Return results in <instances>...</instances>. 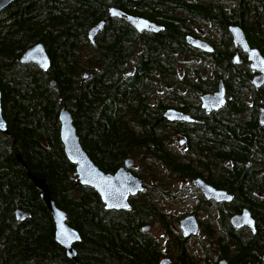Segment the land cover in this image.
<instances>
[{
    "label": "trees",
    "instance_id": "1",
    "mask_svg": "<svg viewBox=\"0 0 264 264\" xmlns=\"http://www.w3.org/2000/svg\"><path fill=\"white\" fill-rule=\"evenodd\" d=\"M111 7L162 28L140 33L111 17ZM101 21L105 25L92 42L89 31ZM198 23L220 28L219 40L204 36L214 45L211 53L194 49L187 39L199 37ZM230 25L243 28L250 45L264 53V0H13L0 12L7 124L6 131L0 129V264H159L165 255L156 237L143 230L153 221L169 224L148 196L131 197L128 209H107L96 189L78 182L61 140L64 107L83 148L107 173L128 157L147 167L163 163L178 176L197 175L196 164L186 158L217 160L218 185L234 195L235 209L249 208L257 223L254 234L230 230L231 261L264 264V86L254 88V71L234 44ZM38 43L50 57L47 70L21 61ZM186 57L199 63L182 65ZM220 80L227 102L207 115L198 94L216 89ZM170 107L196 111L195 122L170 123ZM170 126L179 134L187 135L188 128V135L195 133L193 156L183 159L171 151ZM35 179L47 182L51 198L79 232L76 260L56 240L53 214ZM18 209L27 218L18 219ZM176 242L183 262L196 263L186 245Z\"/></svg>",
    "mask_w": 264,
    "mask_h": 264
},
{
    "label": "water",
    "instance_id": "2",
    "mask_svg": "<svg viewBox=\"0 0 264 264\" xmlns=\"http://www.w3.org/2000/svg\"><path fill=\"white\" fill-rule=\"evenodd\" d=\"M13 0H0V12L11 4ZM110 16L115 18H124L126 22L134 26L137 30L160 31L161 26L150 21L149 19L134 15L117 7L109 9ZM105 21H101L89 31V37L92 42L98 32L103 29ZM229 31L232 35L234 44L241 48L247 54L251 62V68L260 73L253 78L256 86L264 83V54L257 48L252 47L247 39L246 33L239 25H230ZM190 45L198 50L211 53L214 51L213 45L203 39L193 36L187 37ZM236 63H239L240 57L236 55L234 58ZM21 61L24 63H35L40 68L47 70L50 67L51 60L42 43H38L29 48L22 56ZM88 77L85 73L84 78ZM54 84V82H52ZM203 107L208 110H219L226 104V89L224 81L220 80L219 90L214 94H205L202 96ZM166 118L175 122L178 120L193 121L191 116L178 111L175 108H169L165 112ZM61 121V140L67 157L71 162L76 164L75 175L78 177V182L89 185L96 189L100 194L102 201L105 203L107 209H128L130 207L129 198L135 195L138 191L144 189L145 179L134 175L129 168L134 164V159L127 158L125 164L119 168L115 173H107L103 171L88 155L83 148L76 127L74 125L73 117L67 108H63L60 112ZM261 122L264 123V108L261 110ZM0 129L6 131L7 124L2 112V94L0 91ZM35 183L39 189L43 191L42 197L49 206L56 225L55 238L63 245L70 258L76 260L77 253L74 244L80 241L81 236L79 232L67 223V213L59 208L50 196L47 182L42 179H35ZM209 196H213L218 200H230L232 196L226 191L213 190L210 188L207 191ZM16 216L20 220L27 218L28 213L21 209L16 211ZM236 227L248 225L255 231V221L248 211L242 215H236L232 219ZM181 228L187 236L195 235L198 232V222L195 216H188L181 221ZM149 227H144L148 230ZM160 264H178L169 258H163ZM219 264H229L228 261H221Z\"/></svg>",
    "mask_w": 264,
    "mask_h": 264
},
{
    "label": "flooded vegetation",
    "instance_id": "3",
    "mask_svg": "<svg viewBox=\"0 0 264 264\" xmlns=\"http://www.w3.org/2000/svg\"><path fill=\"white\" fill-rule=\"evenodd\" d=\"M134 15H140V14H134ZM140 16H143V15H140ZM143 17H145V16H143ZM145 18L156 23V21L151 19V18H148V17H145ZM119 19L125 20L124 18H119ZM156 24H158V23H156ZM137 31L140 33H142V32H154L155 33L156 32V31H150V30H143V31L137 30ZM193 37L206 40L213 45V43L210 40L204 39L205 37L201 33H199V37H197V36H193ZM213 47H214V45H213ZM236 55H239V57H240L239 53H237ZM249 66L251 67L250 61H249ZM252 70L254 71L253 78L256 77L260 73L259 71H256L254 69H252ZM252 82H253V80H252ZM219 84H220V81H219ZM219 84H218V87L216 89H214L210 92H206V93L201 92L198 94L197 100L200 102L201 109L204 110L207 115H209L211 112H217L218 110L205 109L203 107V103H202V96L205 94L216 93L219 90ZM253 86L255 89H258L260 87H263L264 83L260 86H256L253 82ZM225 89H226V87H225ZM226 93H227V91H226ZM245 98L248 102H251V100H252L251 92L245 93ZM227 99L228 98L226 96V102H227ZM170 108H175V107H170ZM263 108L264 107H261L260 112H259L260 121H261V110ZM167 109H169V108H167ZM175 109L191 116V118H193V121L178 120L175 122L170 121V123H172L174 125H178V124L184 123V122H190V123L195 122L194 115H197L196 111L185 112V111L178 109V108H175ZM174 128L175 127L170 126L171 132L172 131L175 132ZM189 132H190V130L188 128L187 135L179 134V133H177V134L181 136L180 144L181 143H182V145L185 144L187 146L188 150H191V147H189V145H190V142L195 139V133H193L194 135L189 134L190 135L189 136L188 135ZM171 137H173V136H171ZM171 137L168 139V142L172 139ZM168 142H167V144H168ZM191 154H193V153L191 152L190 155H186L185 157L191 156ZM182 157H184V156L182 155ZM186 159L187 160L185 162L189 161V163L191 162L194 165L196 164V166H193V167L195 168L197 175H194V174L188 175L187 171H184L183 174H180V176H179L180 177L179 178L180 184L178 185L179 190L181 191V193L186 194V198L188 199V200H186V202L187 201L190 202V203H188V202L186 203V205H187V211L186 212L187 213L182 218V220L188 216H195L197 219V222H198V232L195 235L187 236L181 228V221H182L181 220L180 221V229H181L180 234H177L175 236V240H174V242H175L174 254L166 253L165 255H163L160 258L159 264L163 258H169L178 264H188L186 261H185V263L183 262L184 260H182V259H184V257L182 256V254L179 253V250L177 249V247L179 245L176 241H179V243H184L186 245V248L188 249V252L193 254L191 252L190 248H188V247L193 240H199L200 239L202 232L206 233V236L208 238L207 241L209 242V245L206 246L205 242H203L202 239L200 240V242H198L200 255H199V258L195 257L196 263L194 262V264H219L221 261H224V260L228 261L229 264H236L233 261H231V257H233V255H234V249L232 248L233 247L232 242H230V237L232 235L230 230L233 228L234 230H237V231H250L252 234H254V233H256V230H257L256 219L253 216V213L251 212V210L247 207H243L241 209H235L236 205L234 203V195L231 192H229L227 189L220 187L218 185L220 164L218 163L217 160H214V159L209 160V159L205 158V159H202L203 163H197V162L195 163V161L194 162L190 161L189 158H186ZM136 162H140V163L144 164V162H141L138 159H134V164L129 168V170L134 175L145 179V182L143 184L144 189L138 191L135 195H131L130 198L131 197H139L140 198L141 196H148L151 202H153V203L155 202L157 204L158 208L161 211H163L164 213H166L164 211V209L162 208L159 199H157V197H155V195H153V192H155V193L160 192L162 194V196L175 197L176 194L174 193L173 181H169V180L164 181L163 187H160V186L158 187L153 183V185L156 186L157 188L151 189V187L148 186V184H147V179L144 176H142V174H140V171L136 168V166H135ZM124 164H125V161H124L123 165ZM227 164H229V162ZM123 165H121L119 168H121ZM150 165H151V162H150ZM184 173H186V174H184ZM175 186H177V185L175 184ZM210 188H212L213 190L226 191L228 194H230L232 196V199H230V200H218L217 198H215L213 196H209L207 191ZM130 198H129V200H130ZM245 211H248L250 213L251 217L254 219L255 231H253V229L248 225L236 227L233 224V222H232L233 217L236 215H242ZM202 215H208L209 218L207 220H204V219L202 220V218H201ZM155 222L156 221H153L152 223L145 226V227H147V226L149 227V229L146 230V232L152 231L153 227L155 226ZM164 229L168 232H171V233L174 231L171 227L170 221H169L168 227L164 228ZM143 230H144V228H143ZM152 235L155 237V235L153 233H152ZM226 245L230 246L229 250L228 251L222 250L221 247H224ZM225 251L227 252V254H225ZM261 260L264 262V255L261 256Z\"/></svg>",
    "mask_w": 264,
    "mask_h": 264
},
{
    "label": "rangeland",
    "instance_id": "4",
    "mask_svg": "<svg viewBox=\"0 0 264 264\" xmlns=\"http://www.w3.org/2000/svg\"><path fill=\"white\" fill-rule=\"evenodd\" d=\"M196 28L199 33H201L204 36L209 37L210 39H213V40L216 39L217 41L221 38L220 28L216 26H212L209 23H198L196 25ZM192 60H196V62L199 63L197 58L186 57L183 59L182 65L183 63H187ZM182 71L183 69L180 72L181 74H182ZM171 134L173 135V137H171L172 139L168 142V146L170 147L171 151H173V153H175L176 155H181L180 158L185 159L186 155H190L191 150H188L185 144L184 145H182V143L180 144V139H181L180 135H178L177 133L173 131L171 132ZM182 155L184 157H182ZM191 155L193 156V154ZM135 166L140 171V174H142V176H144L147 179V184L148 186L151 187V189H156L157 188L156 186L163 187L164 181H168V180L173 181L174 193L176 194L175 197L162 196L160 192H157V193L153 192V195H155V197L159 199L162 208L167 213V218L170 221L171 227L174 231L172 233L166 231L163 228L162 224L156 221L155 226L153 227L151 232L155 235L156 239L159 241L163 254H166V253L174 254V251H175L174 238L177 234H180V231H181L180 221L187 213L186 203L187 202L190 203L189 201L186 202V200H188L186 198V194L181 193V191L179 190L178 185L180 184V181H179L180 177L176 173L175 175L173 171L168 170L164 166L163 163L151 162V166L147 167L143 163L136 162ZM153 183L156 186H154ZM175 184L177 186H175ZM201 218L202 220L203 219L207 220L209 216L202 215ZM201 239L203 240V242H205L206 246L209 245V242L207 241L208 238L206 236V233L202 232L200 239L193 240L188 247L190 248L191 252L193 253V255H195L196 258H199V255H200L198 242H200Z\"/></svg>",
    "mask_w": 264,
    "mask_h": 264
}]
</instances>
